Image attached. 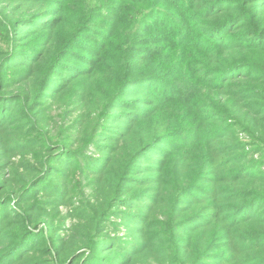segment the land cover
<instances>
[{
	"label": "trees",
	"instance_id": "16d2710c",
	"mask_svg": "<svg viewBox=\"0 0 264 264\" xmlns=\"http://www.w3.org/2000/svg\"><path fill=\"white\" fill-rule=\"evenodd\" d=\"M0 264H264V0H0Z\"/></svg>",
	"mask_w": 264,
	"mask_h": 264
},
{
	"label": "rangeland",
	"instance_id": "374dc122",
	"mask_svg": "<svg viewBox=\"0 0 264 264\" xmlns=\"http://www.w3.org/2000/svg\"><path fill=\"white\" fill-rule=\"evenodd\" d=\"M82 43H83L84 47H86L88 44V42H86V41H83ZM82 53L92 57V55L88 54L87 52H82ZM84 190H85V192H88L89 189L85 187Z\"/></svg>",
	"mask_w": 264,
	"mask_h": 264
}]
</instances>
